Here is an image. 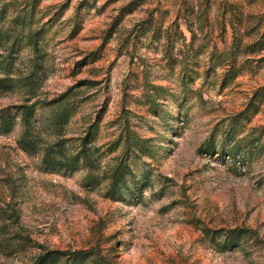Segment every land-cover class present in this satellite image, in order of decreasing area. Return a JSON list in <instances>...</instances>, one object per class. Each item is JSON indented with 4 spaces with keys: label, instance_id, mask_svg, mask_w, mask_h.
Wrapping results in <instances>:
<instances>
[{
    "label": "rangeland",
    "instance_id": "rangeland-1",
    "mask_svg": "<svg viewBox=\"0 0 264 264\" xmlns=\"http://www.w3.org/2000/svg\"><path fill=\"white\" fill-rule=\"evenodd\" d=\"M1 119L0 264H264V0H0Z\"/></svg>",
    "mask_w": 264,
    "mask_h": 264
},
{
    "label": "trees",
    "instance_id": "trees-1",
    "mask_svg": "<svg viewBox=\"0 0 264 264\" xmlns=\"http://www.w3.org/2000/svg\"><path fill=\"white\" fill-rule=\"evenodd\" d=\"M26 111H24V116H26ZM2 124L5 123V121L3 122V119L0 120ZM25 145L28 148H34L32 147L33 144L25 139ZM77 159L75 158H66V159H57L51 156L50 153V148L47 149V153L45 154V158H44V163L47 167H51V168H75L77 167Z\"/></svg>",
    "mask_w": 264,
    "mask_h": 264
}]
</instances>
